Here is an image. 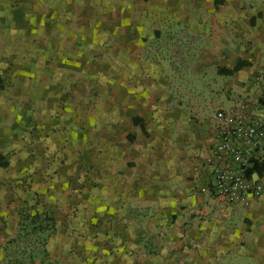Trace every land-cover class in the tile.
Segmentation results:
<instances>
[{
  "label": "rangeland",
  "instance_id": "1",
  "mask_svg": "<svg viewBox=\"0 0 264 264\" xmlns=\"http://www.w3.org/2000/svg\"><path fill=\"white\" fill-rule=\"evenodd\" d=\"M222 5L0 0V264H165L148 196L118 176L165 112L205 124L224 106L247 59L213 50Z\"/></svg>",
  "mask_w": 264,
  "mask_h": 264
},
{
  "label": "crops",
  "instance_id": "2",
  "mask_svg": "<svg viewBox=\"0 0 264 264\" xmlns=\"http://www.w3.org/2000/svg\"><path fill=\"white\" fill-rule=\"evenodd\" d=\"M243 1L223 0V10L215 17L213 50L229 52L224 61L230 65L247 59V65L226 81L224 95L218 98L224 106L218 108L244 102L248 115L258 117L264 116L261 82L256 80L264 74V0L253 1L248 10ZM178 111L165 112L166 121L155 123L132 176L128 171L118 176L121 194L148 196L143 203L156 229L153 243L167 253L165 264H264V170L251 175L261 182L262 193L248 206L197 190L196 180L203 186L211 180L205 156L215 140L214 115L205 124L188 123ZM257 154L264 161V150ZM131 221L140 227L137 220Z\"/></svg>",
  "mask_w": 264,
  "mask_h": 264
},
{
  "label": "built area",
  "instance_id": "3",
  "mask_svg": "<svg viewBox=\"0 0 264 264\" xmlns=\"http://www.w3.org/2000/svg\"><path fill=\"white\" fill-rule=\"evenodd\" d=\"M256 80L261 82L264 98V74ZM214 123L215 140L205 156L211 180L201 191L227 203L248 206L262 193L261 182L248 178L246 171L264 150V116H249L246 104L239 102L217 108Z\"/></svg>",
  "mask_w": 264,
  "mask_h": 264
},
{
  "label": "trees",
  "instance_id": "4",
  "mask_svg": "<svg viewBox=\"0 0 264 264\" xmlns=\"http://www.w3.org/2000/svg\"><path fill=\"white\" fill-rule=\"evenodd\" d=\"M3 79H2V77L0 76V86H3ZM262 100L264 101V98H262ZM142 122V119L140 118V117H134L133 118V123L135 124V125H137V124H139V123H141ZM127 138L130 140V141H132L133 139H134V136H132V135H128L127 136ZM262 170H264V161H261L260 159H255L254 161H252V163H251V165L249 166V168L247 169V171H246V176L248 177V178H250L251 177V175H252V173L254 172V171H257V172H260V171H262Z\"/></svg>",
  "mask_w": 264,
  "mask_h": 264
}]
</instances>
